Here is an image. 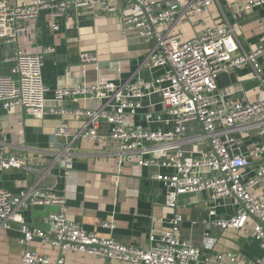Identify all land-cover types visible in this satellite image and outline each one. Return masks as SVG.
<instances>
[{"label":"built area","instance_id":"2783aa9c","mask_svg":"<svg viewBox=\"0 0 264 264\" xmlns=\"http://www.w3.org/2000/svg\"><path fill=\"white\" fill-rule=\"evenodd\" d=\"M221 2L240 13L235 0H0V51L15 46L0 58V66L13 64L8 75L0 74V111L11 114L20 109L40 119L72 115L83 122L72 129L60 119L51 136L52 160L45 168L41 156L32 157L27 148L21 149L22 155L8 152L10 145L0 127V171L43 169L40 180L52 169L67 175L78 140L108 139L118 145L119 165L128 159L141 168L165 171L151 179L163 184L164 206L172 215L170 229L151 230L149 247L143 250L97 237L69 222L64 198L37 182L18 194L0 190V230H12L19 223L20 264H67L66 253L121 264H238L231 255L203 250L181 237L184 219L177 213V202L182 195L202 197L203 225L248 230L263 255L244 264H264V29L255 43L244 47L239 40L241 27L228 21ZM212 4L220 9L221 25L205 27L189 41L172 31L177 20L201 16ZM262 6L264 0H247L243 10ZM42 11L49 12L53 33L71 11L90 13L95 20L118 14L120 33L136 37L146 48L140 68L164 72L150 81L59 86L48 99L42 70L54 47L27 53L18 46L22 36L33 34L30 24ZM78 61L82 67L98 63L96 56L85 53ZM242 71L245 74L238 81L257 84L252 102L218 88L222 75ZM67 101H90L96 107L73 109L65 106ZM137 116L142 123L136 122ZM43 204L59 207L44 218L46 229L30 228L16 217L17 211ZM102 227L113 230L115 225L104 222ZM35 242L55 253L54 260L32 250Z\"/></svg>","mask_w":264,"mask_h":264},{"label":"crops","instance_id":"0c3cea01","mask_svg":"<svg viewBox=\"0 0 264 264\" xmlns=\"http://www.w3.org/2000/svg\"><path fill=\"white\" fill-rule=\"evenodd\" d=\"M246 1L235 0L241 10L238 15L234 8L224 2L220 3L228 21L241 27L242 35L239 40L244 47L255 43L264 29V6L244 11ZM49 20V12L42 11L36 22L30 24L33 34L22 36L18 41V46L27 53L43 47H54V54L45 59L42 70L43 82L50 90L48 99H51L52 91L59 86L91 85L101 81L116 84L136 78L150 81L162 74L161 68H140L141 56L146 48L136 37L126 38L120 33L118 14H109L104 20H95L90 13L71 11L61 19L56 33L50 30ZM222 23L219 7L212 4L208 12L201 16L190 15L188 19L177 20L172 31L181 34L182 41H189L205 27ZM14 48L15 46H11L0 51V58L9 55ZM82 53L96 56L97 65L82 67L78 61V56ZM12 65L0 66V74L8 75ZM244 74L242 71L222 75L218 80L219 90L228 89L236 97L245 96L252 102L256 96L257 84L254 81H238ZM65 106L93 109L96 104L90 101L72 104L67 101ZM60 119L72 129L83 125L82 120L75 119L72 115H49L40 119L20 109L11 114L0 111V127L10 145L8 152L22 155L24 153L21 149L27 148L32 157L41 156L44 168L47 167L52 160L49 154L51 136ZM18 121L22 122L21 126L17 125ZM136 122L142 123L140 116L136 117ZM106 133L107 129L104 128L103 136ZM74 147L72 170L69 174L52 169L40 180L43 169L0 171V190L18 194L25 186L37 182L38 187L43 190L48 189L55 196L64 198L66 219L69 222L97 237L113 238L120 244L143 250L149 247L151 230L165 232L170 229L168 221L172 215L164 206L166 190L163 184L151 179L157 172L165 173L163 169L141 168L127 161L128 159L119 165L118 145L108 139L78 140ZM201 199L202 197L194 195H182L178 198L177 213L184 219L181 224L183 239L192 240L203 250L231 255L238 264L262 257L259 245L254 244L248 230H217L203 225L201 221L206 216V206ZM58 211L59 207L55 205H35L17 211L16 217L30 228L34 226L46 229L44 218L49 213ZM104 222L114 224L115 228H103ZM251 224L250 220L249 226ZM18 226L19 223H16L12 230H0V264H20L23 246L17 241ZM37 243H33L31 249L53 261L55 253ZM64 255L67 264H121L92 256L72 253Z\"/></svg>","mask_w":264,"mask_h":264},{"label":"rangeland","instance_id":"374dc122","mask_svg":"<svg viewBox=\"0 0 264 264\" xmlns=\"http://www.w3.org/2000/svg\"><path fill=\"white\" fill-rule=\"evenodd\" d=\"M164 71L162 70V73H163ZM231 137H237V135H231ZM254 244H257L256 242L254 243ZM258 245V244H257Z\"/></svg>","mask_w":264,"mask_h":264}]
</instances>
